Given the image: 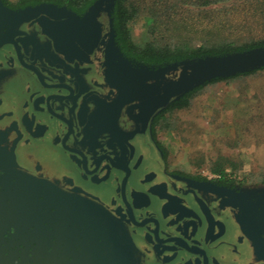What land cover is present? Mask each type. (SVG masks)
Returning <instances> with one entry per match:
<instances>
[{
  "label": "flooded vegetation",
  "instance_id": "flooded-vegetation-1",
  "mask_svg": "<svg viewBox=\"0 0 264 264\" xmlns=\"http://www.w3.org/2000/svg\"><path fill=\"white\" fill-rule=\"evenodd\" d=\"M1 2L55 9L0 25V264H98L93 221L107 216L134 264H264V186L174 162L157 131L169 107L148 119L109 75L111 15L94 47L58 11L87 10Z\"/></svg>",
  "mask_w": 264,
  "mask_h": 264
},
{
  "label": "trees",
  "instance_id": "trees-1",
  "mask_svg": "<svg viewBox=\"0 0 264 264\" xmlns=\"http://www.w3.org/2000/svg\"><path fill=\"white\" fill-rule=\"evenodd\" d=\"M3 1L11 3L10 0ZM40 1L63 3L77 13H83L97 0H18V3L23 6ZM230 1L232 0H115L110 14L117 47L130 60L154 66H165L207 56H223L264 47V0H244L241 11L233 13L237 16V26L241 34H235V31L230 29L224 31L229 23L226 12L220 15L215 14L218 12L216 7ZM193 12L197 13L199 18L203 16L208 18L209 25L199 31L196 28L199 19L192 16ZM140 16L147 18L149 23L143 39L136 41L131 24ZM213 16H217L220 21L215 22ZM244 31L249 35L253 31H260L261 35L243 39ZM238 79L246 80V86L249 87H252L250 86L252 84L255 85V82L259 83L264 90V67L228 78L213 79L172 103L167 112L188 109L194 96L208 85L219 82L231 83ZM238 92L240 101L237 100L235 106L239 108V112L249 113L246 109L239 107L240 103H245L254 113L247 120L244 116L238 117L234 121L235 126L246 132H249L251 128L255 132H260L264 129V98L261 96L264 92L255 89L252 97L255 99L253 108L244 100L245 90L240 88ZM237 145L238 142L235 141L233 146ZM240 166L234 158L220 155L211 163L209 171L229 181L236 178L233 172ZM228 169L232 173H228Z\"/></svg>",
  "mask_w": 264,
  "mask_h": 264
},
{
  "label": "water",
  "instance_id": "water-1",
  "mask_svg": "<svg viewBox=\"0 0 264 264\" xmlns=\"http://www.w3.org/2000/svg\"><path fill=\"white\" fill-rule=\"evenodd\" d=\"M114 1H95L83 17L72 14L65 8L58 9L60 15L65 18L63 26L67 29L74 28L71 39L83 44L92 42L95 47L101 37L98 18L102 12L111 15ZM53 9L55 7L42 4L13 11L5 7L0 0V25L13 19H24L34 13ZM110 23L112 25V20ZM92 28L90 36L89 30ZM109 36L107 47L109 75L119 89V97L134 101L135 107L148 119L213 79L228 78L264 67V47H260L223 56L184 60L157 70H150L133 66L124 58H119L121 62L117 63L118 49L113 30ZM170 75L172 77H169ZM228 206L234 204L229 202ZM93 228L97 231V236L92 241L98 244L89 246V250L95 251L89 254V257L98 259L100 261L98 264H134L133 242L119 221L111 216L98 217L93 221ZM182 256L183 254H178L173 261L180 259L182 262Z\"/></svg>",
  "mask_w": 264,
  "mask_h": 264
},
{
  "label": "rangeland",
  "instance_id": "rangeland-1",
  "mask_svg": "<svg viewBox=\"0 0 264 264\" xmlns=\"http://www.w3.org/2000/svg\"><path fill=\"white\" fill-rule=\"evenodd\" d=\"M16 1V0H10ZM244 0H232L218 7L220 15L226 12L228 24L224 31L229 29L240 33L234 12L241 11ZM229 12V13H228ZM197 17V13H192ZM199 23L197 29L209 25V19L197 17ZM232 18L234 20L232 21ZM215 22L220 21L217 16H213ZM149 20L143 16L138 17L131 24L134 39L141 41L147 29ZM231 25V27H229ZM93 28L89 30L91 33ZM245 32V33H244ZM244 37L260 36L261 32L253 31L250 35L244 31ZM238 34V35H239ZM120 63V59H116ZM247 81L238 79L231 83L219 82L208 85L199 91L192 99L188 109L172 110L166 112L158 121L157 131L160 139L167 145L173 156L174 162L188 172H202L204 175H211L209 167L218 156L232 157L240 168L233 172L235 179L243 180L248 186H264V129L255 132L251 128L249 132L235 126L236 119L244 116L245 120L250 119L254 113L247 108L245 103H240L241 109H246L249 113L242 114L235 105L239 96V89L245 90V101L254 107L255 99L253 95L255 89L262 92L261 84L254 83L246 86ZM264 98V93H261ZM242 121V120H241ZM235 141L237 146H233ZM228 173H232L229 169Z\"/></svg>",
  "mask_w": 264,
  "mask_h": 264
},
{
  "label": "built area",
  "instance_id": "built-area-1",
  "mask_svg": "<svg viewBox=\"0 0 264 264\" xmlns=\"http://www.w3.org/2000/svg\"><path fill=\"white\" fill-rule=\"evenodd\" d=\"M206 176L210 178L212 175H206Z\"/></svg>",
  "mask_w": 264,
  "mask_h": 264
}]
</instances>
